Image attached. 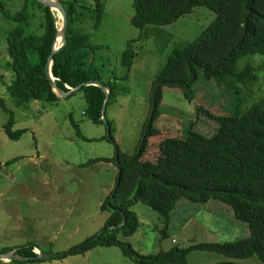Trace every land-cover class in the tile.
Segmentation results:
<instances>
[{
    "label": "trees",
    "instance_id": "1",
    "mask_svg": "<svg viewBox=\"0 0 264 264\" xmlns=\"http://www.w3.org/2000/svg\"><path fill=\"white\" fill-rule=\"evenodd\" d=\"M61 2L70 16L68 43L55 54L52 72L62 90L70 92L68 87H81L74 94H84L85 114L92 123H104L101 121L104 91L83 84L90 81L102 83L111 90L110 101L119 79L112 76L105 80L102 70L95 68V60L90 61L91 56L95 59L98 45L91 42L90 33L77 25L85 8L82 0ZM31 4H37L43 12L44 31L41 33L33 30L35 12L30 10ZM196 7H206L214 13V18L192 41L180 47L176 45L155 76L151 85L149 116L136 152L126 154L121 150L112 135L111 123L106 120L109 134L104 138L115 144L114 155L89 159L83 165L89 167L106 162L117 167L115 186L101 206L102 211L110 212L109 217L99 232L86 238L81 245L60 253L59 257L83 254L102 245L118 246L133 264H189L188 255L193 250L212 251L226 258L216 264H243L237 261L253 257H258L264 264V99L248 109L242 108V100H237L229 112L221 115L198 107V114L218 125L210 136L196 130L193 123L182 139L155 125L165 88L181 90L188 101H193L200 81H215L230 92H240L239 86L249 87L259 82V68L255 64L239 68L237 60L246 55H264V0H133L135 14L131 17V24L140 28L142 33L130 40L122 53L121 64L127 70L124 79H128L135 64V43L147 37L146 31L171 24ZM0 11L15 22L5 38L6 67L12 71L7 95L16 108L34 101L57 103L60 98L47 75L58 34L55 12L39 0H25L24 6L16 11L0 4ZM93 11L94 28H98L104 13V0H94ZM0 108L10 114L4 125L5 133L12 140L18 139L25 130L12 129V111L2 97ZM71 121L79 135L84 137L79 122L73 117ZM168 134V140L177 146L171 166L147 156L152 140ZM183 198L194 204L218 200L233 211L236 219L249 225L250 235L224 242H198L186 247L175 245L150 254L138 252L130 242L119 238V235L130 236L138 231L139 218L130 208L139 202L164 218L166 225L162 236L166 237L171 213ZM124 218L126 223L120 226ZM35 247L34 244L17 247L16 254L35 257L38 255L34 252ZM8 251L11 248L1 250ZM35 261L43 260L31 258L28 262Z\"/></svg>",
    "mask_w": 264,
    "mask_h": 264
},
{
    "label": "rangeland",
    "instance_id": "2",
    "mask_svg": "<svg viewBox=\"0 0 264 264\" xmlns=\"http://www.w3.org/2000/svg\"><path fill=\"white\" fill-rule=\"evenodd\" d=\"M0 4L16 11L24 6L25 0H0ZM82 4L85 8L77 25L90 33L91 42L98 45L94 66L102 70L105 80L112 76L119 79L117 89L107 103L105 118L111 123L112 135L121 150L126 154L135 153L149 116L155 76L174 47L192 41L212 21L214 13L206 7H196L171 24L147 30V37L135 43V64L128 79H124L127 70L121 64L122 53L128 42L142 33L131 24L135 14L133 0H104V13L98 28H94V0H82ZM30 10L35 12L33 30L43 32V12L37 4H31ZM54 11L56 15L58 12ZM14 25L15 22L0 11V97L12 111V129L25 130L18 139H10L4 130L10 114L0 108V193H4L0 203L1 207L10 203L19 207L15 218L21 229L14 237L6 234L0 238V246L3 241L7 243L11 241L7 239L13 238L18 248L34 244L45 252L62 253L99 232L110 215L109 211H102L101 206L115 186L117 167L106 162L89 167L83 165L96 157H112L115 144L104 138L109 134L107 123H92L85 114L87 103L82 92L57 103L34 101L20 108L14 106L6 93L12 82V71L6 67L5 51L6 35ZM248 64L259 68L260 80L253 86L236 87L240 92L227 91L215 81H200L196 85L195 100L188 101L181 90L165 88L155 125L171 131L177 139L183 138L192 123L196 130L212 135L218 125L198 114V107L221 115L229 112L237 100H242V108L248 109L264 99V55H246L237 60L239 68ZM72 117L79 122L84 137L79 135ZM168 137L169 134L153 139L147 156L171 166L177 146ZM212 205L215 208L208 210L207 207ZM216 205L222 211L217 210ZM130 211L138 216L140 227L136 233L119 235V238L144 254L157 253L175 245L186 247L198 242H224L250 234L249 225L236 219L233 211L218 200L194 204L181 199L171 213L166 237L162 236L166 225L164 218L149 206L139 202L131 206ZM225 260L223 255L205 250H193L188 255L189 264H216ZM237 262L262 264L258 257ZM0 264L21 263L0 261ZM23 264L133 262L118 246L97 245L83 254Z\"/></svg>",
    "mask_w": 264,
    "mask_h": 264
},
{
    "label": "water",
    "instance_id": "3",
    "mask_svg": "<svg viewBox=\"0 0 264 264\" xmlns=\"http://www.w3.org/2000/svg\"><path fill=\"white\" fill-rule=\"evenodd\" d=\"M40 2H42L43 4L51 7V9L54 11L55 8H57L62 16H63V27L60 29L58 28V34H57V38L55 41V46H54V50L52 55L49 58V62H48V66H47V75L49 80L51 81V84L53 86V89L55 91V93L58 95V97L60 99H65L70 97L72 94L78 92L79 90H81V87H78L76 89L68 87L71 91L70 92H66L64 90H62L56 83V78L52 72V68L54 66V56L57 52H59L61 49H63L66 44L68 43V33H69V25H70V16L68 11L66 10V8L64 7V5L62 4L61 0H39ZM61 34L62 37V41L58 44V36ZM93 57L91 56L90 61H92ZM83 86H96L99 87L100 89H102L105 93V100H104V104L102 107V112H101V121L106 122V108H107V103L109 101V97L111 94V90L106 88L102 83L97 82V81H90L88 83L83 84ZM118 185V182L116 184V186ZM114 195H112L113 198ZM126 223V218H124L122 225H124ZM38 249L40 250L37 251L34 249V252L37 253L38 255L35 257H29V256H22V255H18L16 254L17 248L12 249L11 251L8 252H1L0 253V261L8 263V262H12V261H20V262H27L29 260H31V258H39V260H51V258L53 257H58L60 255V253H51V252H45L42 251L39 247Z\"/></svg>",
    "mask_w": 264,
    "mask_h": 264
},
{
    "label": "crops",
    "instance_id": "4",
    "mask_svg": "<svg viewBox=\"0 0 264 264\" xmlns=\"http://www.w3.org/2000/svg\"><path fill=\"white\" fill-rule=\"evenodd\" d=\"M3 197H4V193H0V200H2ZM210 207L215 208V206L212 205V206L207 207V209L210 210ZM216 209L219 211L220 210L222 211L219 205H216ZM16 210L19 211V207L16 205H12V203L8 204L7 206H2V207L0 203V219H1L0 238L5 236L6 234H9L14 237L15 234L20 232V229H21L20 222H18V220L15 218ZM243 229H245V226ZM7 240H11V241H8L7 243H5L6 241H3L4 242L3 245L0 246V253L3 248H11V250L17 248V245L15 244V241L13 240V238L7 239ZM34 249L39 251L38 247H35Z\"/></svg>",
    "mask_w": 264,
    "mask_h": 264
},
{
    "label": "bare ground",
    "instance_id": "5",
    "mask_svg": "<svg viewBox=\"0 0 264 264\" xmlns=\"http://www.w3.org/2000/svg\"><path fill=\"white\" fill-rule=\"evenodd\" d=\"M56 10H57V12L58 13H56V15H57V18H58V21H59V23H58V28H62L63 27V16H62V14H61V12L57 9V8H55ZM55 12V11H54ZM60 18V19H59ZM62 41V37H61V34L58 36V44L60 43ZM39 252H40V250H39Z\"/></svg>",
    "mask_w": 264,
    "mask_h": 264
}]
</instances>
